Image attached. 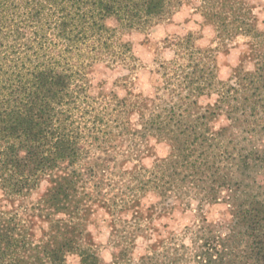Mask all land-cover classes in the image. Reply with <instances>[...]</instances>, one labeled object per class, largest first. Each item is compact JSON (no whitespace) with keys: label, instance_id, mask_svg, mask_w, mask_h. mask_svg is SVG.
Segmentation results:
<instances>
[{"label":"rangeland","instance_id":"rangeland-1","mask_svg":"<svg viewBox=\"0 0 264 264\" xmlns=\"http://www.w3.org/2000/svg\"><path fill=\"white\" fill-rule=\"evenodd\" d=\"M96 2L0 0V117L59 72L51 105L84 144L68 209L44 205L43 175L0 189V212L31 246L68 243L63 264H264V0H162L132 22Z\"/></svg>","mask_w":264,"mask_h":264},{"label":"trees","instance_id":"trees-1","mask_svg":"<svg viewBox=\"0 0 264 264\" xmlns=\"http://www.w3.org/2000/svg\"><path fill=\"white\" fill-rule=\"evenodd\" d=\"M96 1V10L118 14L127 22L154 15L162 7V0ZM64 78L59 72L39 71L33 76L35 90L24 108L7 111L5 117H0V189L7 196L21 195L34 188L41 176L49 175L52 185L42 201L56 210L68 209L75 203L72 198L79 180L72 168L84 153L77 128L66 124V115L51 105L52 98L58 104L63 98ZM249 217L256 219L255 226L262 224L257 210ZM64 242L31 246L15 216L0 212V264H35L30 259L63 264V247L68 244ZM260 250L262 259L264 241Z\"/></svg>","mask_w":264,"mask_h":264}]
</instances>
